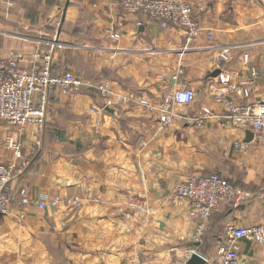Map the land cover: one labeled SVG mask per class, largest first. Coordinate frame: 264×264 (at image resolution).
<instances>
[{
  "label": "crops",
  "instance_id": "crops-1",
  "mask_svg": "<svg viewBox=\"0 0 264 264\" xmlns=\"http://www.w3.org/2000/svg\"><path fill=\"white\" fill-rule=\"evenodd\" d=\"M176 1L191 5L200 28L190 43L181 26L129 14L121 0H0L1 55L15 50L33 66L35 50L57 40L58 69L106 81L132 99L101 111L94 88L56 91L41 148L10 182L12 193L25 189L32 202L0 216V264H186L193 252L219 264L215 247L225 225L264 221V204L254 195L230 200L195 243L187 235L197 220L186 200L174 198L181 182L212 173L251 194L264 190V133L248 140L249 129L227 122L226 105L216 100L226 88L221 74L247 85L253 71L251 96L229 91L226 98L245 106L264 96V5ZM183 88L195 90L194 101L171 104L174 115L162 127L166 94ZM13 132L0 122V162L11 159L4 141ZM35 139L29 126L26 154ZM237 143L249 146L239 150ZM41 193L81 195L83 202L40 209L34 201ZM238 264H264V244L242 240Z\"/></svg>",
  "mask_w": 264,
  "mask_h": 264
},
{
  "label": "built area",
  "instance_id": "built-area-1",
  "mask_svg": "<svg viewBox=\"0 0 264 264\" xmlns=\"http://www.w3.org/2000/svg\"><path fill=\"white\" fill-rule=\"evenodd\" d=\"M264 5V0H261ZM124 10L129 14H140L161 23L167 28L170 23L181 26L186 33V43H190L199 33L200 28L192 17V7L185 1L176 0H121ZM117 38V34L110 33ZM48 48H37L34 52L33 66L23 63L22 55L10 50L7 55L0 54V122H5L15 128L8 133L4 147L11 153L8 162H0V216L9 213L13 204L19 206L30 204L31 198L25 189L19 194L10 191L11 180L22 175L31 166L34 155L42 146L41 134L48 119L51 98L57 90L62 92L79 91L82 88H94L101 97L98 107L101 111L108 108L129 105L132 99L126 94H115L111 85L106 81L90 82L75 75L71 71L58 69L54 63L55 49L60 47L57 40L48 43ZM228 52L229 49H226ZM36 61V62H35ZM253 78L247 85L230 84V75L221 74L219 82L226 86L217 95V102L224 103L227 108L225 119L236 127L249 129L254 136L262 137L264 133V96L251 105H236L226 98V93L236 91L243 98L251 96L257 72H252ZM196 92L183 88L166 94L161 105L162 127L168 125L174 113L171 104L188 105L194 101ZM142 103L147 104L145 100ZM95 109H92L94 112ZM29 126H35L36 139L30 154L24 152L22 136ZM146 145V142H142ZM247 143L235 144L236 149H247ZM255 196L264 204V190L251 194L236 188L220 174L192 176L181 182L174 191V198L186 200L190 205V216L197 220L196 230L189 233L187 238L192 242H201V237L211 216L225 202L230 200L242 201ZM40 209L57 208L62 202L69 208L80 207L83 202L81 195L55 196L50 198L41 193L35 199ZM242 240L264 244V221L258 225L240 226L235 223L225 225L223 234L216 241L215 252L219 264H238L239 250ZM205 264H214L213 260L203 257Z\"/></svg>",
  "mask_w": 264,
  "mask_h": 264
},
{
  "label": "water",
  "instance_id": "water-1",
  "mask_svg": "<svg viewBox=\"0 0 264 264\" xmlns=\"http://www.w3.org/2000/svg\"><path fill=\"white\" fill-rule=\"evenodd\" d=\"M218 72H216L217 74ZM254 137V133L251 130L247 131V139L251 140ZM186 264H205V259L198 254L197 252H193L189 259L187 260Z\"/></svg>",
  "mask_w": 264,
  "mask_h": 264
},
{
  "label": "rangeland",
  "instance_id": "rangeland-1",
  "mask_svg": "<svg viewBox=\"0 0 264 264\" xmlns=\"http://www.w3.org/2000/svg\"><path fill=\"white\" fill-rule=\"evenodd\" d=\"M208 257V256H207Z\"/></svg>",
  "mask_w": 264,
  "mask_h": 264
}]
</instances>
